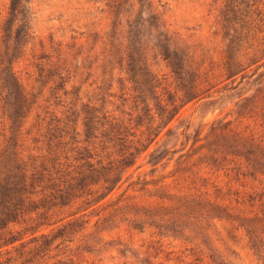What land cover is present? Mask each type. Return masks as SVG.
Here are the masks:
<instances>
[{
  "label": "rangeland",
  "instance_id": "rangeland-1",
  "mask_svg": "<svg viewBox=\"0 0 264 264\" xmlns=\"http://www.w3.org/2000/svg\"><path fill=\"white\" fill-rule=\"evenodd\" d=\"M12 77L30 97L17 126ZM8 146L46 162L36 191L58 169L101 184L135 162L101 204L72 195L0 229V264H264V0H0V157ZM41 233L62 236L35 254Z\"/></svg>",
  "mask_w": 264,
  "mask_h": 264
},
{
  "label": "trees",
  "instance_id": "trees-1",
  "mask_svg": "<svg viewBox=\"0 0 264 264\" xmlns=\"http://www.w3.org/2000/svg\"><path fill=\"white\" fill-rule=\"evenodd\" d=\"M18 6V1H14L13 11H16ZM229 10L228 12L224 13L225 20H228V15L231 14ZM5 31L8 30L5 29ZM142 71L143 67L141 65V61L136 57H133V55H129L128 73L133 74L131 80L138 82V80H134V78L140 79V77L143 75ZM5 73L7 76L9 75L7 71ZM10 86L12 91L8 92V95H14V101L12 103H7L11 109H6L4 105L3 108L5 109V113L8 114L9 119L12 120L13 125L17 126V123L23 116L25 109H27L30 97L29 94L15 81V79H13V77L10 80ZM84 112L86 113L83 123L85 126L84 130L86 135H89L91 133V129L93 128L95 116H93V113L90 115L91 112L89 110H85ZM114 130L115 128L113 127L112 131L114 132ZM117 132L118 133H115V137L119 140H123V137H121L123 133H121L119 129H117ZM131 154L132 153L129 155ZM129 155H126L125 153L123 158L117 161L116 167L112 169L111 176L105 178L101 184L100 179L97 181L91 180L88 182L92 175L84 174V170L77 171V175L73 176H70V173H67V176H70L68 179L63 178L65 176H58V173L63 171L62 169H58L56 172L57 176H48V183L42 185L40 191H36V183L39 182L38 176H40V172H37L36 169L38 166H40L44 170H47L46 162L43 161L40 165L29 164L28 161L24 160L18 154V152L15 150V147L8 146L3 150V154L0 157V229L6 228L9 224L17 222L19 223L29 211H37L40 208H46L49 203L51 205L50 208L55 206L64 207L68 205L69 202H71L69 198L72 195L76 196V199L83 198L81 202L86 204L84 210L99 203L101 204L103 200L117 186V184L123 179L127 169L134 164L135 161L129 160ZM91 157L92 156L85 155L83 152H79L77 159L87 160V158ZM52 160L54 161L55 158ZM119 163L124 165V167L121 169L122 171L120 176L119 168L121 165ZM85 165H87L86 170H89L90 172L99 171L93 163H85L80 168H83ZM114 179L116 180L113 182ZM111 182L113 183L112 186ZM86 186L89 187L86 188ZM93 186H97V188L92 189ZM101 189L106 191L98 194ZM75 190L76 193L78 191V194L74 192ZM45 192H48V194L45 195ZM73 192L75 194H73ZM94 193H97L98 195L94 196ZM39 194L45 196L40 198L41 200H37L36 197L37 195L39 196ZM78 212L79 211L75 212L74 214ZM157 212H159V210ZM44 213L45 212H42L40 215L43 216ZM162 216H168V221L172 223H175L177 220H179V217L176 213H164ZM259 220L260 219L258 217H246L243 218V223L241 224L243 227H245L247 234L249 235L251 245L255 249H258V242L261 240L259 229L256 225ZM34 233L35 231H33L32 234ZM3 236L4 234L2 232L0 234V239L3 238ZM59 236L62 235H54L52 237L50 236V233H41L40 235H35L32 242H36V246L33 250H31V252L35 251V254H38L43 249H46L47 246L55 242ZM20 239L21 238L12 237V239L10 238L6 240V244L14 243Z\"/></svg>",
  "mask_w": 264,
  "mask_h": 264
}]
</instances>
